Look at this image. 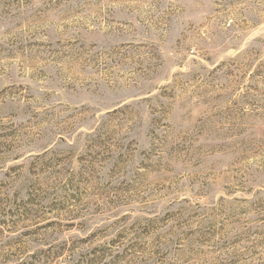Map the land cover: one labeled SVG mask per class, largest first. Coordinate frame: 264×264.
Segmentation results:
<instances>
[{
    "label": "rangeland",
    "instance_id": "rangeland-1",
    "mask_svg": "<svg viewBox=\"0 0 264 264\" xmlns=\"http://www.w3.org/2000/svg\"><path fill=\"white\" fill-rule=\"evenodd\" d=\"M0 264H264V0H0Z\"/></svg>",
    "mask_w": 264,
    "mask_h": 264
}]
</instances>
